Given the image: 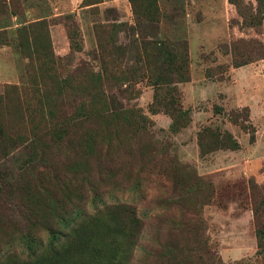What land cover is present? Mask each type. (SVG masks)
Segmentation results:
<instances>
[{
  "label": "rangeland",
  "instance_id": "1",
  "mask_svg": "<svg viewBox=\"0 0 264 264\" xmlns=\"http://www.w3.org/2000/svg\"><path fill=\"white\" fill-rule=\"evenodd\" d=\"M237 1L0 0V190L41 216L0 264H264V0Z\"/></svg>",
  "mask_w": 264,
  "mask_h": 264
},
{
  "label": "trees",
  "instance_id": "2",
  "mask_svg": "<svg viewBox=\"0 0 264 264\" xmlns=\"http://www.w3.org/2000/svg\"><path fill=\"white\" fill-rule=\"evenodd\" d=\"M132 2L134 0H131ZM230 3H233L235 4L236 6H238V1L237 0H228ZM149 5H154V0H149ZM146 11L147 12H150V7H146ZM148 19L152 20V21H156L155 19H153L152 15H149L147 14L146 15ZM44 22H38L37 25L38 27L42 26L44 29L46 28L44 25H43ZM32 24L29 25L27 28H23L21 30L20 33V37H19V40H18V43H19V47L21 49V51L29 58V59H32V58H40L41 55H38V53H36L34 51V47L36 46V43L34 42V36L32 38V35H30L29 37H31L30 39H32V42L33 44H31V46H33V51L29 48L30 44L27 40V37H24L25 36V32L28 30L31 29ZM30 33V32H29ZM24 35V36H22ZM47 51L44 52L43 55V58L46 60V59H49V55H47ZM37 54V55H36ZM186 56V53L185 55ZM185 61H186V58L184 57L182 59V62L183 64H185ZM182 62L178 63L177 61H175V68L176 69H180L182 67ZM11 89L10 90H7L6 92H4L3 94H0V105L1 104H7V102H3V101H6L9 96H10V93H17L18 90H20V88H18L17 86H12L10 87ZM38 100L36 99V102ZM168 105H171L173 110L175 109V106L178 105L179 103L177 102V99L176 98H173V96H170L169 99H168ZM220 109V108H219ZM179 110V109H177ZM180 111V110H179ZM247 118V117H246ZM244 119V118H243ZM8 122V121H7ZM4 122L3 121H0V154L2 157L6 156L8 153H9V148L14 146L16 143L19 142L20 139V135H18L16 132H12L11 129L9 128H5L3 126ZM10 130V132L8 131ZM33 135L35 136V138L37 139V141H41V143H46L47 140L48 142L49 141H54V142H58V141H61L62 140V136L57 134V133H51V132H43V133H39L38 131L37 132H34ZM229 135V134H228ZM228 139H230V142H231V145L222 141L223 139H219L220 141V146H225L226 148H235L236 146H238V143L235 141L233 143V139L230 135V137L228 136ZM0 184L3 185L4 182L2 180H0ZM41 188L47 192L46 195L48 197V199H50L52 202H55L58 203V200H56V197H55V194L51 193V190L43 187V185L41 186ZM20 189H22V193L20 192ZM19 189V194H14L13 193V190H8V191H2L0 190V223H4V224H10V226H14L15 224H21L25 230H26V227H28L29 225L31 224H34L36 223L37 219L41 216L38 215L35 211V207L33 206V203H34V194L32 193V191L30 190V187L27 186V188H20ZM3 194H8V200H13L14 199V195L17 196L15 200V205L14 203L10 204L9 201H7L5 199V195ZM4 196V197H2ZM40 198H43V195H39ZM39 202V201H38ZM37 202V203H38ZM15 207V208H13ZM17 211V212H16ZM19 218L23 221H19ZM38 222V221H37ZM23 229V230H24ZM262 235L261 234V239H262ZM99 261V259H97ZM99 264V263H98ZM117 264H120V262H118Z\"/></svg>",
  "mask_w": 264,
  "mask_h": 264
},
{
  "label": "crops",
  "instance_id": "3",
  "mask_svg": "<svg viewBox=\"0 0 264 264\" xmlns=\"http://www.w3.org/2000/svg\"><path fill=\"white\" fill-rule=\"evenodd\" d=\"M241 70H244V67L243 66H241L240 68H238V71L240 72ZM237 71V72H238Z\"/></svg>",
  "mask_w": 264,
  "mask_h": 264
}]
</instances>
